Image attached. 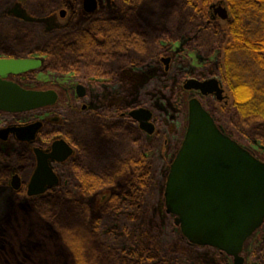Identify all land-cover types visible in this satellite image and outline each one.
I'll use <instances>...</instances> for the list:
<instances>
[{"label":"trees","instance_id":"16d2710c","mask_svg":"<svg viewBox=\"0 0 264 264\" xmlns=\"http://www.w3.org/2000/svg\"><path fill=\"white\" fill-rule=\"evenodd\" d=\"M60 1L28 0V14L35 18L49 15ZM108 1L120 6L119 19L113 12H104L77 28L45 30L43 24L8 13L15 0H0V56L39 53L46 68L73 72L81 78L88 73L113 74L138 57L134 53L156 58L164 51L159 45L162 38L176 41L189 37L190 48L205 55L216 49L223 52L214 75L227 85L231 97V102L218 110L222 124L234 132L230 137L238 143L243 137H251L264 144V0H225L229 13L225 33L207 23L195 0H174L168 15L156 16L146 30L136 17L147 0ZM100 17L103 21L98 20ZM98 33L103 37L101 44L94 39ZM101 56L104 67L98 64ZM212 115L218 125L215 110ZM175 125L179 129L181 121L176 119ZM161 127L158 122L148 148L143 147L137 132L136 141L107 162L88 156L77 141L76 157L57 166L59 185L47 195L32 198L24 197V188L16 191L9 185L12 169L27 180L34 165L31 152L22 146L9 154L0 150V204L4 196L9 208L0 217V264H4V257L12 256L8 254H13L10 264H34L33 259L39 256L42 259L35 264H199L180 253L181 249H172L168 239L155 242L156 233L145 222L160 178L155 158L147 152L161 142ZM62 131L65 134V127ZM74 131L81 133V126ZM107 188L110 194L90 218L88 197ZM168 217L166 228L175 225L173 216ZM38 221L47 227L40 240H36ZM31 229L34 242H25L28 236L24 232ZM11 233L22 253L11 251L10 241L3 239ZM17 236L19 242L14 238ZM54 236L60 242L57 246L51 242Z\"/></svg>","mask_w":264,"mask_h":264},{"label":"water","instance_id":"95a60500","mask_svg":"<svg viewBox=\"0 0 264 264\" xmlns=\"http://www.w3.org/2000/svg\"><path fill=\"white\" fill-rule=\"evenodd\" d=\"M83 8L93 11L96 0H83ZM211 8L212 15L228 19V10L222 4ZM60 14L63 16L64 11ZM38 65L36 59L0 58V110L22 112L55 103L57 94L52 89H26L6 80L7 75L24 73ZM183 87L229 104V96L216 77L188 78ZM80 88L77 86V94L82 96ZM129 114L141 128L153 131L148 109L137 108ZM40 125L34 122L8 127L0 131V137L13 133L19 140L32 141ZM34 152L37 163L27 184L29 197L42 195L58 184L51 162L63 161L72 148L59 139L49 151L34 148ZM10 185L20 187L17 174L12 175ZM163 199L166 214L173 216L174 224L189 243L215 248L229 255L232 264H244V242L264 221V161L224 134L200 100L192 97L188 100L184 137L166 175Z\"/></svg>","mask_w":264,"mask_h":264},{"label":"rangeland","instance_id":"374dc122","mask_svg":"<svg viewBox=\"0 0 264 264\" xmlns=\"http://www.w3.org/2000/svg\"><path fill=\"white\" fill-rule=\"evenodd\" d=\"M77 1L78 0H63V3L60 5V7H58L53 13L55 18L53 17L54 19L49 20L47 24L59 25L66 23L70 21L74 14H77L76 16H78V19L83 18L85 13H83V11H76L74 9L75 3H77ZM147 1L148 2L142 7V10L145 12L143 13H152V15L157 17L168 15V10L171 7V4L174 2V0ZM22 2L23 1L18 0L14 6L9 8V11L16 16H25L26 13H24ZM219 3L227 7L225 0H195V5L198 11L207 17V23L212 22L218 31L225 33L227 21L222 20L217 16L213 17L212 15L211 6L213 4ZM80 4L81 0L78 1L79 7L81 6ZM99 5L100 9L111 11L114 9L113 4L108 0H99ZM60 9H64L66 11V16L63 18L59 16ZM188 38L189 37H182L176 42L170 40L159 41V45L161 44V47H166L168 54L173 59L168 72H165L163 67L157 63H153L151 66L149 65L141 69H127L121 74L119 81L112 85H105L102 88L101 93H97L95 88L91 87L92 99L90 105L92 108H96L97 105H102L105 101H108L110 104L117 105L133 104V102L138 103L141 101V97L143 99L145 98L143 95L145 92L143 85H145V82L151 78V90L148 91L149 95H147L149 99H146L145 101L148 103L150 109L154 112L155 120H157L159 124H162L163 127H161V131L163 132V135L161 142L154 146L151 151L147 152L148 156L155 158V163L158 166L157 173L160 178L158 187L155 193L153 192L155 194V198L151 200V203H149L146 212L148 216L146 215L145 222H147L149 228H152L156 233L155 242L168 239L172 249H181L180 253H183L184 256L190 260H195L199 264H232V259L229 255L221 253L215 248L189 244V242L181 235L179 228L176 225L170 224L168 228L165 227L166 219L169 218V215H166L164 207V183L169 165L174 159L184 137L187 125L188 100L192 97L202 98L207 109H209L211 112L215 110V115L219 122L218 127L220 130L228 136H234L233 130L229 129L225 124H222V119L218 113V110L222 108L223 105L225 106L227 104L205 99L200 96L199 92L187 90L183 87L185 78L197 77L203 79L214 76L219 64L222 63L223 52L221 49H216L212 54L205 55L198 49L190 48L188 45ZM10 78L14 79L15 81L18 79L15 76ZM17 81L22 87L26 89H54L59 96L58 102L54 107H65L67 104L76 105L78 98H76L74 93L75 81L69 75H59L51 72H46L45 74L36 73L34 75V79L25 76L24 78H20ZM222 86L229 96L230 103L231 97L228 92V87L224 83H222ZM81 103L82 100L77 103L78 107ZM40 111L41 118H49L50 107L41 108ZM176 119L181 121V126L179 129H177L175 125ZM28 120L29 119L27 117H17L12 121L26 122ZM240 142V145L246 148L252 155H254L259 160L264 161V144L251 137H243L241 138ZM16 148V143L11 140L6 142L0 141V150L4 154L13 152L14 149L16 150ZM11 172V175L14 174L15 169H12ZM59 177L61 178L60 174ZM49 192L50 191H46L44 194L38 196L47 195ZM110 192L111 189L107 188L105 190L99 191L95 195L88 197V215L90 218H93L97 214L103 199H105V197L108 196ZM24 197L32 198L27 197L25 193ZM8 209L9 208L6 205V199H4V196H2V203L0 204V217L4 215ZM38 222L39 227L37 225L38 228L36 229V234L38 235H36V240H40V236L45 237L47 234V227H43L42 221ZM14 226L16 227V224ZM34 234L35 233L32 229L24 232V236H28V239L25 240V242H34L35 238L32 237ZM8 237L5 236L3 239L10 241L8 243L11 244V251L14 249L17 252L22 253L23 249L17 245V241L12 240V233ZM14 238L19 242L18 236L17 238ZM56 240L57 238L54 236L53 240L51 241L54 246L60 244V242H57ZM0 241H2V237L0 238ZM20 245H22L21 241ZM8 255L13 256V254ZM241 255L244 257V264H264V221L262 225L246 239ZM12 256L4 257L2 262L4 264H10V262L13 261L11 258ZM41 259L42 258L39 256V259H33L32 263H38V261H41Z\"/></svg>","mask_w":264,"mask_h":264},{"label":"flooded vegetation","instance_id":"af4514ba","mask_svg":"<svg viewBox=\"0 0 264 264\" xmlns=\"http://www.w3.org/2000/svg\"><path fill=\"white\" fill-rule=\"evenodd\" d=\"M19 1H23L22 7L24 9V13H26L25 16L23 17L16 16L12 12H10L9 9L7 12L18 18L27 19V21L29 22L33 21L39 24H43L45 30H51V29H55L59 27L77 28L82 25H85L86 23H90L91 20L99 16L98 14H103L104 12H113L114 18H118V19L122 16L120 6L115 4L114 2H111L114 7L113 11H111V10L100 9L99 0H96V8L91 12H87L83 8V0H81L80 7L78 5V1H79L78 0L77 3H75L74 9L76 11H83V13H85L84 14L85 16L83 18L78 19L77 18L78 16H76L77 14H74L71 17L70 21L66 23H62L59 25L57 24L48 25L47 22L55 18L53 13L56 11L58 7H60V5L63 3V0L59 2V6L55 10H52L51 14L38 17V18L37 17L35 18L34 16H31L30 14H28V10L30 9L27 5L28 0H19ZM16 2H18V0H15V3ZM145 4L146 2L143 3L138 9V16L136 17V19L140 21L142 27H144L146 30L147 28L151 27L153 21H155L154 19H156V16L152 15V13L144 14L145 12L142 10V7ZM61 11H64L63 16L60 14ZM59 16L62 18L65 17L66 11L64 9H60ZM103 18L100 17L98 18V20L103 21ZM31 31L33 32L32 28L29 29L30 35L33 34ZM144 33L147 34V32H144ZM94 39H96V41H98L100 44L103 43V37L99 33L96 35V38ZM160 41H164L163 38ZM176 41H173V42H176ZM163 48H164V51L160 55H158L156 58H151V59L147 57L146 54L134 53V55H137L138 57H135L134 60H130V62H128L126 65L120 66L118 70H116V72H114L113 74L100 73L99 75H95L94 73H88L81 78L78 77L73 72L72 73L71 72L61 73V72L52 70L50 68H46V66L44 65V58H43L44 56L40 55L39 53H34L31 56H27V57L0 56V58H30V59L39 60V65L36 68L29 70L27 72H24V73L7 75L6 80L12 81L16 83L17 85L21 86L20 83L17 81L18 79L24 78L25 76H29V78L34 79V75L36 73L45 74L46 72H51V73H56L59 75H69L75 81L74 93L76 95V98H78L76 105L67 104L65 107H60V108L54 107L55 104H57L58 102L59 96H58V93L54 89H52L56 92L57 99L54 104L44 106L48 108L50 107V116L48 119L41 118L40 116V113H41L40 109L44 107L36 108L33 110H29V111H22V112H8V111L0 110V122H1L0 131L5 128L12 127V126L13 127L24 126V125H28L34 122L41 123L32 141L19 140L13 133H8L7 137L4 139L0 137V141L6 142L8 140H11L15 142L16 147H17L16 150L19 148V146L24 147L27 150V152L29 151L31 152L32 157L34 159L33 168L27 180H23L22 176L14 172V174H17L20 178V187L18 189H14L12 187L11 188L16 191L20 190L21 188H24V193L27 196L26 194L27 184L30 180V177L37 163L34 148H40L44 152L49 151L52 146V143L59 139H63L72 148V153L63 161H52L51 162L52 170L58 177V184L48 189V191L57 187L60 183V177H59V173L57 172V166L65 162H68L76 157L77 155L76 142L77 141H79V143L83 145L88 156L95 155L102 162H105V161L107 162V161L112 160L113 158L119 157L121 150L126 149L131 141H136L137 132H139L141 139L144 141L143 147L148 148L152 143L154 135L158 131V121L155 120L154 112L150 109V107L148 106V103L145 101L146 99H149L147 95H149L148 91L151 90V81H152L151 78L145 82V85H143L145 88V92L143 94L145 98L143 99L141 97V101H139L138 103L133 102V104H127V105L110 104L108 101H105L102 105H97L96 108H92L90 105V102L92 99L91 98L92 97L91 87L95 88V91L97 93H101V90L105 85H112V84H115L117 81H119L121 74L125 70L141 69L149 65L151 66L153 63H157L161 65L164 71L168 72L173 59L168 54V50L166 49V47H163ZM166 58H167V61L164 60ZM98 64L99 66L102 64L101 67H104V56H101ZM91 68H94V67H88L87 69L91 70ZM13 76L17 77L18 79H16L15 81L14 79L10 78ZM212 77H216V76L214 75V76H210L208 78H203V79L197 78V77H188V78L204 80V79H209ZM188 78H185L184 82ZM77 86H82V88H80V90L84 92L82 96H79L77 94ZM192 91L199 92L198 90H192ZM200 96H202L205 99L213 100L215 102L218 101L211 94L209 95L200 94ZM197 98L200 100L202 106L212 115V112L205 107L203 99L199 97ZM80 100H82V103L78 107L77 103ZM137 108L148 109L151 112V117L148 121L152 123L154 126V129L151 133L141 128L140 122L130 116L129 114L130 111L137 109ZM17 117L18 118L27 117L29 120L26 122H21V121L13 122L12 120H15V118ZM77 126H81V133L74 131L77 128ZM64 127H65V134L62 131V128ZM121 128H123V130H121ZM5 154H9V153H5ZM10 181H11V178H10ZM10 181H9V185H10ZM31 197H35V196H31Z\"/></svg>","mask_w":264,"mask_h":264}]
</instances>
